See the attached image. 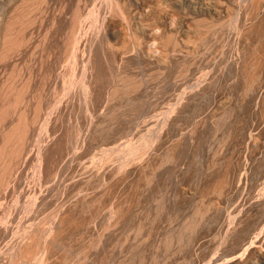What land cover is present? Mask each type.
<instances>
[{
  "label": "rangeland",
  "instance_id": "obj_1",
  "mask_svg": "<svg viewBox=\"0 0 264 264\" xmlns=\"http://www.w3.org/2000/svg\"><path fill=\"white\" fill-rule=\"evenodd\" d=\"M38 253L264 264V0H0V264Z\"/></svg>",
  "mask_w": 264,
  "mask_h": 264
},
{
  "label": "bare ground",
  "instance_id": "obj_2",
  "mask_svg": "<svg viewBox=\"0 0 264 264\" xmlns=\"http://www.w3.org/2000/svg\"><path fill=\"white\" fill-rule=\"evenodd\" d=\"M151 134V133H150ZM143 136V135H142ZM153 136V135H152ZM142 138V137H141ZM144 138H145V135H144ZM148 139V138H147ZM151 139H153V138H151ZM142 141V140H141ZM140 141V142H141ZM143 143V142H142ZM144 143H145V140H144ZM143 143V144H144ZM146 144V143H145ZM144 144V145H145ZM148 144V143H147ZM149 144H150V141H149ZM148 144V145H149ZM144 145L141 147V149H140V147H138V149H140V150H142V148L143 149H145L144 148ZM140 146V145H139ZM146 147H147V145H145ZM150 147V146H149ZM128 150H129V152L131 153V154H135V151H137V145H130V147L128 146ZM139 151V150H138ZM127 152V151H126ZM134 152V153H133ZM139 153V152H138ZM128 154V153H127ZM130 155V154H129ZM126 167V166H125ZM46 230V229H45ZM44 232H45V234H46V231H43V235H44ZM26 234H27V232H25ZM29 233V232H28ZM44 237H45V235H44ZM42 239V238H41ZM40 239V242H43L44 241V239H42L41 240ZM40 244V243H39ZM42 245V244H41ZM10 248V247H9ZM13 249V248H12ZM41 250V249H40ZM13 255V254H12ZM41 255V253H38L36 256H35V260H29V262H28V264H43V261H42V257L40 256ZM23 261V260H22ZM21 263V262H20Z\"/></svg>",
  "mask_w": 264,
  "mask_h": 264
}]
</instances>
